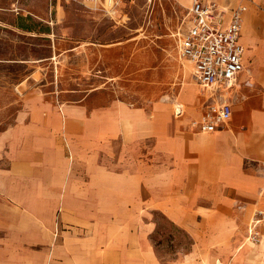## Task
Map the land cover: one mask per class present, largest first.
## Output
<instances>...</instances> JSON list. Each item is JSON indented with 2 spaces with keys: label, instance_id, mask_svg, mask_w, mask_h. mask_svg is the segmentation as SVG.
Returning <instances> with one entry per match:
<instances>
[{
  "label": "crops",
  "instance_id": "1",
  "mask_svg": "<svg viewBox=\"0 0 264 264\" xmlns=\"http://www.w3.org/2000/svg\"><path fill=\"white\" fill-rule=\"evenodd\" d=\"M181 1L187 13L191 0ZM205 1L225 21L242 6L243 69L227 122L190 126L203 104L178 124L158 104L57 106L41 87L26 90L0 130V264H222L211 246L237 214L264 210V0ZM243 112L246 124L235 119ZM144 208L189 233L190 249L161 262Z\"/></svg>",
  "mask_w": 264,
  "mask_h": 264
},
{
  "label": "rangeland",
  "instance_id": "2",
  "mask_svg": "<svg viewBox=\"0 0 264 264\" xmlns=\"http://www.w3.org/2000/svg\"><path fill=\"white\" fill-rule=\"evenodd\" d=\"M186 5L118 0L113 20L89 0H0V130L13 122L23 93L38 86L57 106L121 100L149 111L158 104L185 124L204 99L188 62L176 53ZM174 101L186 105L180 118L172 115ZM245 115L235 119L246 124ZM144 209L141 225L161 262L190 249L189 233L163 212ZM255 210L264 213L252 206L245 219L237 214L225 240L211 246L222 264H264V222L258 241L246 239Z\"/></svg>",
  "mask_w": 264,
  "mask_h": 264
},
{
  "label": "built area",
  "instance_id": "3",
  "mask_svg": "<svg viewBox=\"0 0 264 264\" xmlns=\"http://www.w3.org/2000/svg\"><path fill=\"white\" fill-rule=\"evenodd\" d=\"M89 1L99 5L106 17L118 20V0ZM241 10L240 5L232 8L225 21V12L218 10L213 2L191 0L186 13V29L178 34L176 53L188 62L204 94L198 116L189 121L192 127L212 132L223 126L231 115L230 90L240 85L238 74L243 69V47L239 42ZM172 108L176 117L183 115L181 102L174 101ZM260 222H264V213L255 210L247 226L246 239L250 242L259 240L257 226Z\"/></svg>",
  "mask_w": 264,
  "mask_h": 264
}]
</instances>
